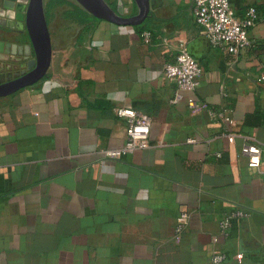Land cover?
<instances>
[{"label": "crops", "instance_id": "0c3cea01", "mask_svg": "<svg viewBox=\"0 0 264 264\" xmlns=\"http://www.w3.org/2000/svg\"><path fill=\"white\" fill-rule=\"evenodd\" d=\"M107 1L124 16L139 9L136 0ZM192 2L149 0L141 24L122 25L77 0H44L48 70L0 97V264H212L216 251L221 264H264V147L258 169L239 152L244 136L264 143V0H230L237 15L258 12L238 53L199 32ZM181 44L203 73L172 102L176 84L163 70ZM22 52L27 70L36 57L30 43ZM189 98L203 107L191 110ZM116 107L150 117L149 146L110 158L103 151L126 135ZM235 209L247 215L219 235Z\"/></svg>", "mask_w": 264, "mask_h": 264}, {"label": "built area", "instance_id": "2783aa9c", "mask_svg": "<svg viewBox=\"0 0 264 264\" xmlns=\"http://www.w3.org/2000/svg\"><path fill=\"white\" fill-rule=\"evenodd\" d=\"M192 14L199 32L207 37L213 47L231 53H238L247 48L250 44L249 29L258 20V12L254 6H249L242 15H237L230 0H193ZM150 30L141 32L142 40L145 43L151 41ZM203 73L200 62L188 52L186 46L181 44L176 52L175 59L171 63H166L163 75L176 84V90L172 102L181 99L182 93L193 91L199 84ZM258 81L264 82V74L258 77ZM191 110L196 111L203 105L194 98L187 100ZM115 115L125 121V141L117 149H106L104 156L118 158L123 154H131L149 146V134L151 119L148 115L137 111L132 107H116ZM212 118L220 119L227 124H232V118L224 111L209 110ZM227 141L232 144L236 133H225ZM195 137H188L187 142H196ZM264 143H259L251 136H244L240 146V154L245 157L247 167L258 169L262 165V148ZM247 215L241 209H235L224 215L218 222V234L223 237L230 236L232 221L236 218ZM188 214L180 213L175 225V232L181 233L187 224ZM212 240L217 241V236L213 235ZM225 259L223 252L216 251L211 255L212 264H221Z\"/></svg>", "mask_w": 264, "mask_h": 264}, {"label": "water", "instance_id": "95a60500", "mask_svg": "<svg viewBox=\"0 0 264 264\" xmlns=\"http://www.w3.org/2000/svg\"><path fill=\"white\" fill-rule=\"evenodd\" d=\"M88 12L98 18L122 25H139L148 15L149 0H136L138 12L124 16L119 8H112L107 0H77ZM0 24L26 30L35 54V63L19 75L0 82V97L7 96L43 78L51 60V44L44 10V0H3ZM12 22V23H11ZM1 51V50H0Z\"/></svg>", "mask_w": 264, "mask_h": 264}, {"label": "rangeland", "instance_id": "374dc122", "mask_svg": "<svg viewBox=\"0 0 264 264\" xmlns=\"http://www.w3.org/2000/svg\"><path fill=\"white\" fill-rule=\"evenodd\" d=\"M2 4L3 0H0V8ZM1 19L3 16H0ZM7 23L0 24V50H4L7 55L6 58L0 59V81L17 76L22 70H26L27 59L20 50H23V45L30 43L25 29H15Z\"/></svg>", "mask_w": 264, "mask_h": 264}, {"label": "bare ground", "instance_id": "6f19581e", "mask_svg": "<svg viewBox=\"0 0 264 264\" xmlns=\"http://www.w3.org/2000/svg\"><path fill=\"white\" fill-rule=\"evenodd\" d=\"M6 57H7L6 52H1L0 53V59H4Z\"/></svg>", "mask_w": 264, "mask_h": 264}, {"label": "flooded vegetation", "instance_id": "af4514ba", "mask_svg": "<svg viewBox=\"0 0 264 264\" xmlns=\"http://www.w3.org/2000/svg\"><path fill=\"white\" fill-rule=\"evenodd\" d=\"M19 75V74H18Z\"/></svg>", "mask_w": 264, "mask_h": 264}]
</instances>
